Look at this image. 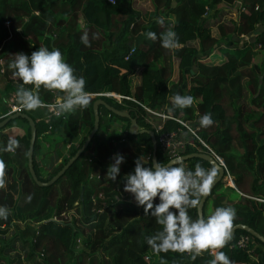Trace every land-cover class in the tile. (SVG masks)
Instances as JSON below:
<instances>
[{"label":"trees","instance_id":"16d2710c","mask_svg":"<svg viewBox=\"0 0 264 264\" xmlns=\"http://www.w3.org/2000/svg\"><path fill=\"white\" fill-rule=\"evenodd\" d=\"M150 1L153 10L144 20L131 0H0V76L8 77L2 89L4 99L11 91L16 92L20 83L10 79L13 76L8 65L13 55L31 56L40 47L59 49L75 75L85 78L91 104L100 98L116 109H126L138 129L153 131L156 162L164 165L170 159L157 140L166 131H174L185 141L181 155L211 150L219 156L233 186L219 180L203 202L202 216L206 218L217 207H232L236 212L234 224L247 225L264 236V0H239L235 6L237 20L228 28L218 23L214 33L205 25L203 14L211 4L230 5L235 0ZM159 17L164 18L163 25L156 22ZM170 28L180 43L174 50L163 49L159 40ZM148 32H155L158 39L149 40ZM240 34L247 35L248 42L240 44ZM82 37L87 38V45ZM224 40L230 45L220 47ZM131 47L133 52L124 60ZM251 47L253 61L242 62L240 58ZM214 49L220 51L217 58ZM103 92L128 98L117 101L97 95ZM176 94L192 96L193 105L170 112ZM39 95L44 103H50L56 94L41 89ZM91 104L59 118L50 115L51 119H35L27 113L35 126L32 166L39 181H47L81 145L92 127ZM144 107L197 128L195 136L206 147L174 119L149 121L152 115ZM209 112L214 123L201 128L199 120ZM115 119L125 121V127L118 129L113 124ZM14 122L23 124L25 130L22 136L12 138L19 142L14 152L3 151L10 139L0 134V160L8 181L7 187L0 189V206L9 210L7 219H0V259L4 258L2 250L15 238L27 246L28 255H39L40 264H161V260L166 264H209L213 259L211 252L195 260L189 254H154L146 240L160 226L144 215L130 194L125 192L120 201L117 198L116 189L124 188V177L134 172L139 157L129 154L116 181H109L106 175L111 157L122 155L130 149V142L140 139L148 152L146 167L151 166L150 137L146 133L129 134L127 119L99 105L98 128L86 148L47 186H37L27 171L26 120L11 119L0 131ZM156 125L160 126L157 130ZM81 127H86L82 138L43 177L34 161L38 138L61 130L64 140H73ZM182 163L192 171L196 165L213 169L195 157ZM155 203H159L158 198ZM103 204L105 208H99ZM189 215L196 219L195 209H189ZM17 220L24 224L19 226ZM79 226L86 232L83 238ZM239 235L248 236L256 245L252 253L258 256L257 263L234 245ZM220 251L233 264H264V244L242 230H235ZM11 261L6 258V262Z\"/></svg>","mask_w":264,"mask_h":264},{"label":"clouds","instance_id":"9594fccd","mask_svg":"<svg viewBox=\"0 0 264 264\" xmlns=\"http://www.w3.org/2000/svg\"><path fill=\"white\" fill-rule=\"evenodd\" d=\"M158 24H164L159 17ZM149 40H157L155 32H148ZM163 49L174 50L180 47L177 34L171 28L159 36ZM87 45V38L82 37ZM8 67L19 86L15 92L17 108L20 111H35L40 108L50 109L57 118L72 114L77 109H86L92 100V94L85 90L86 80L77 77L72 66L65 62L59 49L49 50L40 47L31 56L17 53ZM31 86V87H27ZM55 93L57 101L45 104L40 98V91ZM194 99L190 95L176 94L172 97L170 112L191 107ZM51 119V117H48ZM214 123L212 113L204 114L199 120L201 128H208ZM189 131H192L189 128ZM19 142L10 139L3 151L14 152ZM107 169L109 181H116L124 156L115 154ZM143 157L135 161L132 174L124 177L123 191L130 194L137 207H142L144 215L154 218L160 230L147 238L146 243L154 254L180 253L189 254L193 260L205 252H211L213 259L209 264H233V261L220 249L232 238V229L236 217L232 207H217L206 218L193 219L189 209H195L211 189L216 175L215 169L206 170L196 165L195 170H186L182 158L163 165L153 162L146 167ZM5 164L0 160V188L5 186ZM158 198L159 203L154 201ZM30 199V197H29ZM9 210L0 206V219H7ZM161 264H166L161 260Z\"/></svg>","mask_w":264,"mask_h":264},{"label":"water","instance_id":"95a60500","mask_svg":"<svg viewBox=\"0 0 264 264\" xmlns=\"http://www.w3.org/2000/svg\"><path fill=\"white\" fill-rule=\"evenodd\" d=\"M99 105L103 106L107 111L111 112L115 116H118L119 118L127 119V121H128L127 130H128L129 134L136 135V134H140V133H146L150 137V143H151V151H150L151 165L153 162H156V160H155L156 140H155V136H154L153 131L147 130V129H142V128L138 129L135 118L130 117L129 112L126 109H116V108L108 105L107 103H105L102 99L96 98L91 104L92 115H93L92 127H91L90 131L86 134L81 145L66 160V162L60 167V169L58 171H56V173L54 175H52L47 181H44V182L39 181L35 176L33 166H32V150H33V144H34V140H35L34 121L27 113H25L23 111L12 112L0 120V128L3 127L9 120L17 118V117L23 118L26 120L28 128H29V138H28V144H27V149H26V167H27V171H28L32 181L37 186H47V185L53 183L60 175L63 174V172L67 169V167L73 161H75L77 159V157L81 154V152H83V150L86 148L87 144L89 143L90 139L92 138L94 132L98 128V106ZM179 157L182 158V161H184L188 158H192V157L199 158V159L206 161L213 169H215L216 175L214 178V182L211 186V189L219 180H221V178L223 176V172H224L223 167L208 152L196 151V152H192L189 154L180 155ZM176 158L168 160L164 165H168L170 163H173L176 160ZM211 189H210V191H211ZM206 197H203L201 199V203L198 205L197 208H195L196 219L199 218L200 216H202V206H203V202H204ZM79 199H81V198H79ZM235 230H242L244 232H247L252 237L257 239L260 243L264 244V236L259 234L258 232H256L252 228L248 227L247 225L240 224V223L234 224V227L232 229V234L234 233Z\"/></svg>","mask_w":264,"mask_h":264},{"label":"rangeland","instance_id":"374dc122","mask_svg":"<svg viewBox=\"0 0 264 264\" xmlns=\"http://www.w3.org/2000/svg\"><path fill=\"white\" fill-rule=\"evenodd\" d=\"M132 1V5L133 7L138 10L139 14H141V18L142 19H146L148 17V15L152 12L153 10V5L151 3L150 0H131ZM236 1V0H235ZM235 1H233L232 4L230 5H223L222 3L219 4H211L209 5L206 14H203V17L205 18V25L209 27L211 33H214L217 31L216 29V25L218 23H222L224 25V27L228 28L230 25V22L232 20H237V12L235 9ZM217 9V10H215ZM215 10V11H214ZM247 36V35H246ZM248 38V36H247ZM225 40L221 42L220 47H224V46H228L230 45V43H225ZM241 42V41H239ZM253 42V40L251 41ZM240 44H244L243 41ZM259 47V45H257ZM215 53V58H217L219 56L220 51H217L216 49H214L213 51ZM253 52V48L251 47L250 49H248L244 54L243 57L240 58V60L242 62H252L253 61V57L251 59V53ZM208 61V60H206ZM8 78V77H7ZM1 79V78H0ZM2 80V79H1ZM107 118L106 115H103V120H105ZM157 118H155L153 115L150 117V121L151 122H155ZM116 122H120L122 121L121 119H115L113 120V124L115 126H117L118 129H123L124 127H120L119 124H115ZM125 123V121H124ZM83 130H86V128H83ZM130 149H128L127 151H124L122 153V155L124 156V161H128L129 160V154L131 155H137L138 157H143L146 164L145 166L148 164V152L144 146V144L142 143V141L140 139H137V141L135 143H131L130 142ZM57 147L61 150V151H65L66 146H62L61 144H57ZM57 148V150H58ZM203 152V151H202ZM221 159V158H220ZM222 160V159H221ZM45 172V171H44ZM40 173L43 177H46V175L49 173ZM224 172H223V176L221 178L220 181H222L223 185H229V186H233L231 177H230V181L227 180L225 178V180L223 179L224 177ZM229 183V184H228ZM125 192H123V189L121 188H117L116 189V195L117 198L120 200H123V195ZM99 208H105V204L99 206ZM18 221V225L22 226L24 223L19 222ZM79 232H80V238H83L84 235L86 234L85 231H81L80 226H79ZM7 237V235H6ZM80 242H77V244ZM2 256L4 257L3 259H0V264H40V257L38 254L34 255V256H30L27 254V246L23 245L19 240H17L16 238L13 239L3 250H2ZM6 258L7 259H12V261L10 263L6 262Z\"/></svg>","mask_w":264,"mask_h":264},{"label":"crops","instance_id":"0c3cea01","mask_svg":"<svg viewBox=\"0 0 264 264\" xmlns=\"http://www.w3.org/2000/svg\"><path fill=\"white\" fill-rule=\"evenodd\" d=\"M0 78L2 79V80L0 79V118H1L4 117V115L6 114L8 110V102L12 97V95L15 94V91L13 92L11 91L8 94L7 99H4V96L2 94V89L4 86V82L7 79V76L1 75ZM10 79L12 80V82L15 83V81L12 78ZM136 79L137 76L133 77L131 80L133 82L136 81ZM56 101H57V96L55 95L54 99L51 102H56ZM25 112L30 114L35 119H46L50 115L51 116L54 115L52 114L51 110L47 108H40L35 111H25ZM115 124L116 125L119 124L120 126H122L124 124V121L122 120L119 123L115 121ZM83 128L86 127H81V131L73 140H64L65 137L63 136L61 130H58L54 134L41 135L38 138V143H37L38 147L34 155V161L36 164L37 171L39 173H42L44 171H45L44 173H48L49 171H51L62 160L61 158L67 156L70 146H75L76 143L82 138V136L86 131V130L82 131ZM24 131L25 130L23 124L19 122H14L11 126L2 129L0 131V134H4L7 138L12 139L15 136L17 137L22 136L24 134ZM61 143L62 146H66L65 151H61L57 147V144H61ZM15 172L17 173L18 169H16ZM4 181H5V186L0 189H4L7 187L8 181L6 180L5 177H4Z\"/></svg>","mask_w":264,"mask_h":264},{"label":"built area","instance_id":"2783aa9c","mask_svg":"<svg viewBox=\"0 0 264 264\" xmlns=\"http://www.w3.org/2000/svg\"><path fill=\"white\" fill-rule=\"evenodd\" d=\"M108 2L112 3L113 0H107ZM235 4L236 5H239L240 4V1L239 0H236L235 1ZM240 38H242L243 40V43L245 42H248V38L246 35L244 34H240ZM133 52V48H129L123 59L126 60L128 58V56ZM12 79L15 81V79L12 77ZM31 87V86H30ZM97 95H103V96H108V97H113L115 100L119 101L121 98H128L126 96H123V95H119V94H115L113 92H103V93H98ZM56 102H50V103H45V104H54ZM145 108V107H144ZM145 110L150 113L151 115H153L155 118H159L161 121L164 120V119H174L176 120L178 123H180L181 125H183L187 131L191 134V135H194L195 136V129H193L189 124L185 123V122H182L181 120L177 119V118H174L172 116H170L169 114L167 113H164L162 111H153V110H149L148 108H145ZM16 111H20L18 110L17 108V103H16V97H15V94L12 95V97L10 98L9 102H8V110L6 112V115L12 113V112H16ZM151 117V116H150ZM149 117V119H150ZM150 121V120H149ZM125 123L120 126V127H125ZM160 126L159 125H156L155 126V129H159ZM189 128L192 129V131H189ZM197 138V136H195ZM158 142H159V145H160V148L162 149V151L170 158V159H173V158H176V157H179L181 154L179 153V151H181L185 145V141L183 139H181L179 137L178 134H176L174 131H166V132H161L159 135H158ZM197 140L205 146V144L199 139L197 138ZM188 143L191 144V140H188ZM206 147V146H205ZM208 153L212 155V157L223 167L224 169V177L223 179L225 180V178L227 180H230V176L229 174L227 173L226 169H225V166L223 164V161L220 159L219 156H217L215 153H213L211 150H208ZM169 159V160H170ZM182 165L185 167V169L187 170V165L185 163H182ZM229 184V183H228ZM234 245L237 247V248H241V249H244L247 253H248V256H249V259L251 262H254V263H257L258 261V256L253 254L252 253V249L256 246L254 244V242L252 240L249 239L248 236L246 235H239L235 241H234ZM144 259L147 261V258L144 257Z\"/></svg>","mask_w":264,"mask_h":264},{"label":"bare ground","instance_id":"6f19581e","mask_svg":"<svg viewBox=\"0 0 264 264\" xmlns=\"http://www.w3.org/2000/svg\"><path fill=\"white\" fill-rule=\"evenodd\" d=\"M230 181V180H229ZM231 182V181H230Z\"/></svg>","mask_w":264,"mask_h":264}]
</instances>
